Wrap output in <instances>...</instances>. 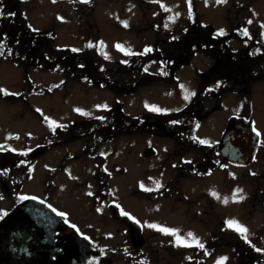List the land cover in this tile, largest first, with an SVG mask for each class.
<instances>
[{"label":"rangeland","instance_id":"374dc122","mask_svg":"<svg viewBox=\"0 0 264 264\" xmlns=\"http://www.w3.org/2000/svg\"><path fill=\"white\" fill-rule=\"evenodd\" d=\"M12 1L19 15L15 23L21 28L53 34V41L48 37V51L54 46L56 51L72 49L85 54L108 78L123 69L135 54L156 44H168L171 34L177 38L180 32L199 25L213 28L216 35L228 33L230 23H237L232 18L235 12L230 0ZM6 3L7 0H0V35L7 14ZM252 8L264 21V4ZM247 18L246 12L240 14L239 19ZM209 43L218 44L214 39ZM231 46L238 47L236 40ZM5 48L0 46V142L21 150L24 145L20 141L27 130L50 131L53 125L64 126L55 134L50 133L55 144L39 161L41 165L55 167L66 153L79 149L81 144H97L98 136L107 140L111 133L108 128L92 135L95 130L92 126L106 117L108 120L114 117L136 119L182 112L198 95V74L215 66V58L207 51L198 53L175 71L174 81L168 82L156 76L172 72L173 67L168 63H154L147 68V75L162 83H136V90L126 94L124 86L129 87L131 80L127 77L133 73L118 75L116 72L117 78L126 75L125 80L117 81L122 86H109L106 82V88L101 89L82 84L77 78L80 71L62 75L21 60L23 46ZM229 50L234 53L235 63L231 65L232 61H226L227 66L233 68L223 70L221 76L224 77L209 85L200 101L204 116L191 131L195 143L187 146L184 143L187 147L184 148L169 134L159 137L146 132H124L97 145L99 153L105 156L99 160L101 170L98 172L106 183L104 188L112 191L122 212L130 214L140 224L143 228L140 236L148 243H157L161 264L173 263V251L178 253L180 264H187L193 256L200 260L206 257L205 264H238L252 255L255 264H264V193H257L258 190L264 192V52ZM240 69L245 70L249 78L243 83L239 81ZM231 70L236 75L229 79ZM134 81L136 79H132ZM114 110L117 116H111ZM35 113L42 118H37ZM231 120L251 121L261 134L256 158L247 168H226L215 151ZM194 122H186L190 126L187 127L189 133ZM12 134H19L20 141L12 143L9 137ZM178 146L180 155L175 153ZM187 164H205L211 173L202 177L178 174V170L186 171ZM55 175H58L56 180L45 177L52 180L47 189L51 194L45 197L50 205L65 210L71 221L80 226L79 230L87 231L85 234L103 255L109 256L116 243L122 246L128 235L124 234V225L111 218L105 208L99 206L97 214L90 206L87 193L96 189V185L88 171L78 164L69 167L68 174ZM39 177L36 172L24 191L42 194L45 178L40 186ZM6 204L0 202V206ZM236 224L247 229L246 234H241ZM62 227L67 233L73 230L69 225ZM203 246L207 256L202 251ZM236 249L243 253L239 258ZM115 261V264H123L119 257H115ZM191 262L196 264V261Z\"/></svg>","mask_w":264,"mask_h":264},{"label":"flooded vegetation","instance_id":"af4514ba","mask_svg":"<svg viewBox=\"0 0 264 264\" xmlns=\"http://www.w3.org/2000/svg\"><path fill=\"white\" fill-rule=\"evenodd\" d=\"M230 2L232 4L231 8L235 12L234 15H232V18L235 19L237 23H230L231 29L228 33L219 32L216 34L214 40H220V43L213 44L209 43L210 40H207L209 47L215 51H231L229 49H232L235 50L232 52H239L242 50L255 51L258 49L264 52V21L261 19L262 17L260 16V13H257L256 11L254 13L252 11L255 10L252 6L258 8L260 5L264 4V0H230ZM246 4H248V6H245ZM5 10H7V14H5V19L3 20L5 21L3 23V33L0 35L1 48L4 50L6 46L10 45H16V47L19 45H26L30 42L29 31L25 27L21 28L19 24L15 23L17 17L19 19V15L15 13V6L12 5L10 0H7ZM243 12L247 13L248 18L241 20L239 17ZM227 13H229L227 15H230L229 9H227ZM254 17H256V19H254ZM14 29L16 34L12 36ZM211 38L213 39V37ZM235 40L238 47L231 46V43H234ZM239 75V81H241V83L249 79L247 78L246 71L243 69H240ZM35 115L37 118H42V116H39L36 113ZM92 128L95 129L92 134L94 135V132L99 130V127L95 126V128ZM51 129V132L42 130H27L22 138V141H20L19 134L10 135L9 137L12 140V143H15L16 140L19 139L21 142L20 144L24 145V148L21 150L14 149L13 146L11 147L7 145V143L3 144L0 142V202L7 203L6 205L0 206V225L5 221L7 216L16 212H22L30 201H38L53 212L52 215L54 218V224L50 227L44 228L43 231L50 237L45 244L43 243L45 245L43 250L45 258L44 260H41L40 257H36L29 264H115V257H119V260H122L123 264H161L159 258L157 257L159 253L157 243H148L144 237L140 236V232L143 228L137 221V223H132L134 228L133 230L123 221V219H127L129 222L128 218L131 215L122 212L121 206L116 204L113 198L114 195L112 191L109 188H104L106 183L99 177L98 172L101 170L99 160L105 159V156L99 153L97 145L108 140L103 141L98 136L95 138L98 141L96 142L97 144H81L79 149L66 153V156H64L58 167L50 164L41 165L39 161L51 149V145L55 144L53 140L51 141V135L55 134L54 132H57L58 130H62L63 127L53 125ZM184 129L188 130L187 127ZM166 135L168 134L166 133ZM63 137H66V135ZM35 138L39 141L33 142ZM60 139H62V137H60ZM176 139H179L176 143L178 145H183L184 148H187L186 146L188 144L195 143L190 135L184 136V141H181L180 136ZM184 143H186V146ZM215 151L217 152V149H215ZM210 163L213 166H217V164L213 161H210ZM78 164L82 166V169L88 171V176H92L96 185V189L87 193L93 212L98 214L100 207H102V209L105 208L110 212L111 218L124 225L123 228L126 229L124 234H128L125 239V243H123L122 246L116 243L109 256L103 255L99 248L94 247L90 236L85 234L87 231L79 230L80 226L74 221H71L69 214L65 210L53 207L45 198L51 194L47 189L50 182L52 184V180L49 181L48 178L51 177L52 179V177H54V180H56L58 179V175H55L56 173L58 174L64 172L65 174H68V168H72ZM37 166L38 170L36 169ZM204 166L205 164H187L186 171H182L180 173V170H178V174H184L186 177L207 176L211 173V170L209 168H205ZM198 167L203 168L199 169ZM225 167L228 168L231 166L226 165ZM232 167L240 168L234 166ZM104 169V171L107 170L106 168ZM201 171L204 172L202 173ZM36 172L41 179L40 186H42L41 184L43 179L46 176L48 177L45 178V181H43L42 194H40L41 196L37 195L35 191H24L26 184L34 180L33 177ZM257 193L262 194L264 192L262 190H258ZM256 198L257 197L255 196L254 199ZM195 213L198 214L199 211H195ZM62 225H69L73 228V230H71V233H67L63 230ZM240 244L242 243L240 242ZM171 247L175 249L174 245ZM202 251L205 256H207L205 246H203ZM173 253L175 254L174 257H172V264H180L178 253L175 251H173ZM242 254L243 253H241V255ZM112 257H114V261ZM244 257L245 256H243L242 259ZM205 258L206 257L200 260L193 256L191 260H188L187 264H191V261H196V264H205ZM254 260L255 259L252 255L247 258V261L242 260L241 263L238 264H255Z\"/></svg>","mask_w":264,"mask_h":264},{"label":"trees","instance_id":"16d2710c","mask_svg":"<svg viewBox=\"0 0 264 264\" xmlns=\"http://www.w3.org/2000/svg\"><path fill=\"white\" fill-rule=\"evenodd\" d=\"M29 36L30 42L23 46L25 48H21L24 50L19 56L21 60L33 63L37 68H43L49 72H57L62 75H74L80 71L82 73H80L77 78L82 84L100 87L101 89L106 88V82L109 86H122L118 82L120 79L125 80L126 75L123 78H117L116 72L118 75H124L128 72L133 73L131 77H127V80H131V82H129L128 88H126L127 84L124 86L126 94H129L132 90H136V83L151 85L162 83L161 80H166L168 82L174 81L175 71L183 65H187L198 53H205L207 51L213 58H215V66L212 67V69L205 73L198 74V95L185 110L178 114L166 116L148 115L136 119L114 117L113 120H108L106 117L107 119L105 118L96 125H98L99 130H105L108 128L111 131L108 135L109 139L124 132H146L156 136H164L167 133L172 135L173 140L180 136L181 141L185 140L184 136L190 135L192 137L191 131L198 127L200 119L202 120L204 116H202V110H200L201 107L199 106V103L203 100L208 86L213 85L212 83L216 81L218 83V80L224 77L221 76L223 70L225 71L226 68L228 69L230 67L233 68V66H227L226 61H232L231 65H234L235 63L233 59L234 53L227 50L223 51L221 49V51H215L209 47L207 40H211V37H213V39L215 38L216 35H214V30L210 27L209 29L208 27L202 28V26L199 25H193L191 28L180 32L177 38L174 37V34H171V40L168 44L162 43L161 46L156 44V46L151 47L145 52L135 54L131 57L129 62L126 63L123 69L115 71L110 78L106 77L108 75L105 73L102 74L95 61L85 54L75 52L71 49H60V51H56L54 46L51 51H48V40L51 39L50 41H53L51 33L32 34L29 32ZM48 37L50 39H48ZM215 42L220 43L218 40H215ZM4 50H6V48H4ZM28 62L26 63L29 64ZM154 63H168L170 67H173V71L166 72L164 75H162L163 73H159L161 77H156L161 78V80L157 78L151 79V76L147 75V68ZM123 64L124 63H120V65ZM137 73L139 74L136 76ZM233 75L236 74L232 73L231 70L228 74L229 79L233 77ZM132 79H136V81L132 82ZM115 114L117 116V113L114 110V113H112L111 116H115ZM197 118L199 119L198 121ZM188 120L191 123L192 120H195L194 124L191 125L190 133L184 129L185 127H190L187 126L186 123ZM93 127L95 128V126ZM175 141H179V139H176ZM180 148L181 147L179 146L176 148L175 153L177 155H180ZM235 251L238 257H240L242 251L237 249Z\"/></svg>","mask_w":264,"mask_h":264},{"label":"water","instance_id":"95a60500","mask_svg":"<svg viewBox=\"0 0 264 264\" xmlns=\"http://www.w3.org/2000/svg\"><path fill=\"white\" fill-rule=\"evenodd\" d=\"M259 144L260 133L252 122L231 120L221 136L218 152L230 165L248 166ZM123 221L134 229L132 223L136 222L132 218ZM53 224L51 211L36 201L29 202L22 212L7 216L0 225V264H29L36 257L44 260V244L50 237L43 231Z\"/></svg>","mask_w":264,"mask_h":264},{"label":"snow or ice","instance_id":"6c2138e0","mask_svg":"<svg viewBox=\"0 0 264 264\" xmlns=\"http://www.w3.org/2000/svg\"><path fill=\"white\" fill-rule=\"evenodd\" d=\"M84 2H87V0H84ZM218 2H220V0H218ZM249 22H250V21H249ZM25 199H26V197H25ZM240 199H243V197H240ZM61 215H62V214H61ZM232 223L235 224V222H232ZM235 226H236L237 230H238L241 234H246L247 229H245V228L239 226L238 224H236ZM161 230H162V231H166V232L171 231V230H167V229H161ZM189 235H191V234H189ZM245 238H246V235H245ZM200 246L202 247V245H200ZM258 251H259V250H258Z\"/></svg>","mask_w":264,"mask_h":264}]
</instances>
